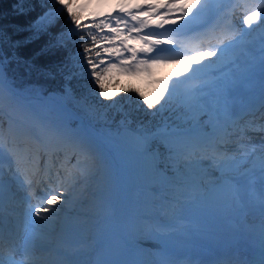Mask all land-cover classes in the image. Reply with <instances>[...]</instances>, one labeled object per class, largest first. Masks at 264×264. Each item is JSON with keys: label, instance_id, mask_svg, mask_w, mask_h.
Wrapping results in <instances>:
<instances>
[{"label": "snow or ice", "instance_id": "snow-or-ice-1", "mask_svg": "<svg viewBox=\"0 0 264 264\" xmlns=\"http://www.w3.org/2000/svg\"><path fill=\"white\" fill-rule=\"evenodd\" d=\"M237 7L243 8L245 32L254 31L256 27L264 28V0H258L251 7L239 4ZM81 10L77 0H16L13 12L25 18L26 23L14 25L11 32L0 28V111L6 100L14 111H23L16 101L21 94L15 90L14 79L9 75L13 65H23L29 72L36 70L48 79L54 80L61 75L64 80L58 90L46 97L33 90L36 92L34 98L40 102L28 112L27 127H16L15 122L10 124L12 142L7 157L0 146V264H84L73 258L71 251L49 250L54 259L40 255L43 251L41 242L46 234L38 230L37 225L55 230L59 223V206L67 202L62 189L47 190L38 205L29 202L23 211L18 212L13 207L9 214L15 220L5 225V190L11 182L21 188L25 186L17 162V148L35 136L50 158L52 152H63L83 157L93 167L99 163L104 168L106 188L110 192L114 169L102 149L104 140L112 134L102 131L96 135L81 128H71L70 122L76 118L77 111L95 116L96 105L88 102L91 95L103 107L117 104L116 98L120 93L108 91L105 85L111 74H138L159 65L191 59L188 54H184L182 60L161 57L158 55L162 51L159 46L174 45L176 40L171 36L161 39L163 32L141 34L142 30L154 25L165 32L171 30L177 35H187L188 32L182 30L189 25L197 26L189 31L207 26V22L198 24L202 13L207 10V5L199 0L123 3L119 6V17L108 13L90 21L94 29L103 33L102 42L98 44V36L91 34L93 30H85ZM129 20L135 23L130 25ZM166 25L174 28L166 29ZM17 35L21 38H15ZM261 39L264 40V35ZM234 45L239 49L238 55L227 52ZM24 48L31 49L29 57H22L21 49ZM125 53L129 54L127 58ZM138 54L146 58L138 59ZM101 55L118 62L101 60ZM192 55L198 59L184 70L183 80L172 77L162 80L159 95L154 99H149L138 89L134 90L147 110H154L157 115L168 111L171 116L155 127L125 129L123 134H116L133 147L144 162V179L156 186L157 197L137 205L138 212L153 213L152 235L161 246L151 264H203L174 258L175 246L185 242L190 235L180 222L189 218L194 210L223 212L243 222L250 210L258 207L261 214L259 237L264 246V187L258 194L255 191L257 169L264 186V138L258 150L250 149L249 142L243 138V131L232 119V109L238 102L235 92L245 72L244 65L239 62L245 55L243 33L234 36L225 47L195 49ZM59 57L62 59H58L54 66L37 67L45 59ZM261 64L264 66V54ZM180 76L181 73H176V77ZM75 79L84 81L82 88L93 85L94 92L78 95L72 85ZM179 84L185 86L177 95ZM128 91L133 90H121L122 93ZM103 101L109 103L103 104ZM248 114L256 116L255 111ZM259 119L264 121V104L261 105ZM261 131L264 132V124ZM79 163L77 159V167ZM41 164L40 159L35 160L36 174L43 172L51 182L54 165L48 161H44L42 167ZM58 172L57 169V179ZM27 183L31 186V181ZM110 207L107 201H102L98 206L99 215L106 217ZM215 264H249V261L235 258L218 260ZM259 264H264V257Z\"/></svg>", "mask_w": 264, "mask_h": 264}, {"label": "bare ground", "instance_id": "bare-ground-1", "mask_svg": "<svg viewBox=\"0 0 264 264\" xmlns=\"http://www.w3.org/2000/svg\"><path fill=\"white\" fill-rule=\"evenodd\" d=\"M142 2L143 0H140L137 3ZM199 2L206 4L207 10L202 13L198 24H204L207 18H212V24L200 27L196 32L189 31L195 26L189 25L188 28L182 30L188 32L187 35H177L176 32L171 30L165 32L164 29H157L154 25H151L149 28L142 30L141 34H144V32H163L164 35L160 37L161 39L173 37L176 44L159 46L162 51L158 55L161 57H176L177 60H182L183 55L188 54L191 59L182 60V62L177 63L178 65L174 69V72L180 73L184 69V62L192 63L198 59L197 56L192 55L195 49L208 50L211 46H215V49L222 48L232 40L233 35L243 33L245 55L240 57L239 62L244 65L245 72L235 92L238 102L233 107V112L238 106L254 100L257 97L255 92L263 89L264 80L258 79L257 72L264 71V66L261 64V56L264 54V51H262L264 50V40L261 41V37L264 35V28L256 27L254 31L242 32L240 31L241 23H225L232 10H234V14L240 15L239 7H237L238 3L234 5L229 0H199ZM121 4H123L122 0H116L114 9L107 11L104 8H99V13H112L113 17H119L121 15L119 12ZM133 23L135 22L129 20L130 25ZM178 23L183 22L178 21ZM218 26L221 27L219 32L214 30ZM165 27L166 29L174 28L172 25H166ZM229 28H234L235 34L229 32ZM214 31H216V36L213 37ZM212 37L215 39L223 38L218 41H211ZM196 39L200 40L195 42ZM256 49L260 50L257 56L254 54ZM227 52H235L238 55L239 49L234 45L233 48L227 49ZM144 58L146 57L143 54H138V59ZM178 86L184 88L185 85L179 84ZM18 93L21 94L17 98L21 102L20 108L23 111L9 110V113L18 115L19 119L14 118L12 123L15 122L16 127H21L18 121L27 123L26 116L28 112L32 106L37 105L40 101L27 99L25 94ZM67 107L70 109L69 105ZM91 128L97 132L93 126ZM251 131L248 130V132ZM90 132L96 133L91 130ZM96 135L99 134L96 133ZM9 138L12 141L11 132H9ZM261 143L262 138L258 137L249 142V147L252 150H258ZM8 144L10 145L11 142ZM32 144L35 145L34 140H30L27 144H21L17 148V162L20 172L29 175L31 172L36 174L38 171L35 160H42L37 152H34L35 150L30 151L32 154L25 151L27 150L26 147L32 149ZM102 150L107 159L111 161L114 169L113 186L110 192L106 185L102 187L107 179L103 166H100L103 170L102 174L96 175L90 171L88 166H76L77 159L79 161L84 160L83 157L77 158L71 153L66 155L63 152H58L55 156L51 155V158L49 154L46 155L43 160L48 161L50 165H54L52 167L53 178L49 182L47 175L44 173L41 175L36 174L37 177H30V188L34 196L42 197L47 190L52 188L57 191L61 189L65 191L69 186L76 193L82 190L84 193L80 199H77L76 194L72 196L70 200L75 205V210L63 214V221L56 225L54 233L44 225H37V229L46 234L43 241L51 242L52 250L71 251L73 252V258L82 262L96 254L94 258L102 259L103 262H106L108 258L112 260L114 256H117L120 264H127V262L132 261H135L136 264H151V261L160 252L161 246L152 235L154 227L153 213L138 212L137 205L157 197L156 186L144 179L143 160L137 155L133 147L125 143L119 136L116 139L111 137L105 139ZM8 152L7 150L4 151L6 157ZM257 155H259L258 152ZM14 167H16V163H14ZM57 169L59 170L58 179ZM72 173H75V177L71 176ZM259 177L260 173L257 169L255 181L257 194L264 187L261 185ZM40 190H43V195L39 194ZM38 200L39 204L40 201ZM102 201H107L111 205L106 217L99 215L98 206ZM74 211L75 214L83 216L84 221H87L89 226L79 231L75 230L77 227H74L73 230L68 228L65 221L74 215ZM80 221L75 225L81 224ZM252 221L254 224H249ZM180 223L189 230L190 235L185 242L178 243L175 246L174 258L177 260L191 259L205 264H215L208 263L205 260L216 256L225 259H242L247 256L246 253L242 252L246 250L245 245L264 249L259 237L261 214L258 207L252 208L246 221L243 222L223 212L194 210L189 218ZM59 228L65 231L62 237L56 236ZM113 238H116L117 242L115 248L111 250L110 242Z\"/></svg>", "mask_w": 264, "mask_h": 264}, {"label": "trees", "instance_id": "trees-1", "mask_svg": "<svg viewBox=\"0 0 264 264\" xmlns=\"http://www.w3.org/2000/svg\"><path fill=\"white\" fill-rule=\"evenodd\" d=\"M16 0H0V28L7 29L11 32L12 27L17 24L26 23L25 18H21L15 15L13 12V5ZM76 10V9H74ZM39 11V9H37ZM82 22H84L85 30L92 29L91 34L98 36V44L102 42L100 39L103 34L99 29H94V26L90 23L91 19L88 14L81 12ZM15 38H21L17 35ZM75 48V45H72ZM102 53V48L100 49ZM31 49H21L22 57H29ZM95 55V53H94ZM107 55H101L100 59L104 60ZM59 58L45 59L38 63L37 67L54 66ZM106 66V65H105ZM55 71V68L53 67ZM9 75L14 79V87L29 92L33 95L36 94L33 90L36 89L42 95H48L50 92L58 90L64 83L63 77L57 75L56 79H48L40 74V72L33 70L29 72L23 65L11 66ZM84 83L82 79H75L72 81V85L78 95H87L94 92V86L89 84L88 88H82ZM105 85L108 91L120 93L117 96V104L114 107H103L101 102L96 99L94 95L89 96L88 102L95 103L96 109L99 110L101 116H105L107 123L111 126H118L119 124L126 125L129 129L136 130L142 127H155L161 124L164 120L171 116L168 111H162L158 115L154 110H147L142 105V101L139 99V94L134 90L138 89L139 92H143L149 99H154L159 95L162 87L158 82H146L143 78L136 76L135 74L129 75L126 73H113L105 81ZM122 89H129L127 93H122ZM108 101H103V104H108ZM175 103V99L173 100ZM71 107V106H69ZM82 116V113L77 111ZM100 116V117H101ZM99 116L96 117L100 118ZM6 119L0 115V133L4 134V125Z\"/></svg>", "mask_w": 264, "mask_h": 264}, {"label": "rangeland", "instance_id": "rangeland-1", "mask_svg": "<svg viewBox=\"0 0 264 264\" xmlns=\"http://www.w3.org/2000/svg\"><path fill=\"white\" fill-rule=\"evenodd\" d=\"M123 3H128V4H134V3H137L139 2L140 0H122ZM115 3H116V0H77V6L82 9L81 12L85 13V14H88V17L92 20L94 17H103L104 15L106 14H103V13H99V8H104L106 9L107 11L108 10H111V9H114L115 7ZM122 27V25H121ZM243 28H241L240 31H243ZM103 34V33H102ZM234 36H238V33H236L235 35L232 36V39ZM134 44V42H133ZM210 49H215V46H211ZM229 54H232V53H229ZM127 55H129L128 53H125L124 56L125 58H127ZM107 58V57H105ZM171 58H176V57H171ZM177 59V58H176ZM107 60H112L114 62H118V61H115L113 60L112 57H108ZM189 64L190 63H186L184 62L183 63V70L181 73V76L180 77H176V72H174V69L177 67V63L175 64H164V65H159V66H156V67H153V68H150L148 70V72H141V73H138V74H135L136 76L138 77H141L143 78L146 82H161L162 80H166V79H169L170 77L172 78H175V79H183L184 75H186V73L184 72L185 69H187L189 67ZM183 90V88H181L180 86H178L177 88V95H179V93ZM26 95V94H25ZM36 95V94H35ZM35 95H31L32 98L35 97ZM30 96V95H29ZM17 101V104L20 106L21 105V102L16 100ZM70 106V105H69ZM2 111H0V114H2L4 117H9V119H12L14 120V118H16L15 116H10L9 114V110L13 109V107H10L9 105H2ZM80 113H82V117L83 119L88 123V124H91L96 130H97V134H99L100 132L104 131V132H110L112 135H111V138L112 139H116L118 136L116 135L118 132L120 134L124 133L125 129H128V130H132V129H129L126 125L124 124H119L118 126H111L110 123H107L106 120H105V116H101V114L99 113V110L96 111V114L95 116H89V115H86L85 113H83L82 111H79ZM100 117V118H97L96 117ZM17 119V118H16ZM79 166H82L81 163H79ZM89 174H91L89 172ZM75 177V175L73 176ZM72 187H68L64 192H65V199H66V203H64L63 205H61L59 207V216H58V219H59V222H62L63 219H62V216L65 212H69V211H72V210H75V205L73 204V202L70 200L72 198V196L74 194H76V196L78 197L77 199H80L81 196L83 195L84 191H78L77 193L72 191L71 190ZM38 205V204H36ZM88 214V213H86ZM84 217L83 216H80V215H77L75 214V211H74V215H72L70 218H68L66 221H65V224L68 226V228H70L71 230H73V226L79 222L80 220V223L81 224H78L79 227H77L75 230L79 231L81 230L82 228L84 227H87L89 226V224H87V221H84ZM249 224H254L253 221L250 222ZM52 233H54V230H52Z\"/></svg>", "mask_w": 264, "mask_h": 264}]
</instances>
